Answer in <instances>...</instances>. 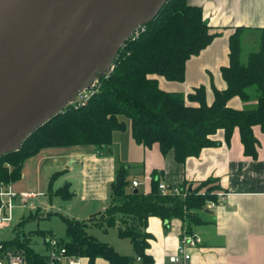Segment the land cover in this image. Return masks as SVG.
I'll return each mask as SVG.
<instances>
[{
	"label": "trees",
	"instance_id": "obj_1",
	"mask_svg": "<svg viewBox=\"0 0 264 264\" xmlns=\"http://www.w3.org/2000/svg\"><path fill=\"white\" fill-rule=\"evenodd\" d=\"M244 28L237 27L230 37V64L222 68L227 88L214 87L212 104L207 102L204 85L187 95L166 91L160 87L156 76L185 80L187 60L198 55L218 35L211 32L200 6L188 0H168L138 36L126 41L113 68L97 81L87 99L70 104L31 134L20 149L0 157V182L18 181L24 162L45 147L87 144L109 147L116 131L128 129L127 122L137 143L145 147L158 143L164 155L174 151L175 159L181 163L191 156H199L205 147L220 144L214 139L220 129L230 143L237 127L245 153L256 157L259 141L253 127L260 125L264 131V29L257 49L245 60ZM253 85L259 90L255 108L236 109L228 105L234 96L249 100L248 88ZM61 173L56 172L51 183ZM158 175L153 172L149 193L139 189L136 192L131 188L129 167L121 166L111 187L110 205L92 220L100 226H118L120 235L131 239L134 255L121 254L113 245L89 235V220L64 217L71 239L66 243L69 252L87 257L92 264L98 258L109 264H136L137 256L142 257V264H153V257L146 252L153 238L147 231L151 216L160 217L166 229L171 220L180 218L184 228L192 233L195 225L202 222L199 211L206 208L209 201L218 200L221 190L218 179L210 177L192 187L185 184L181 189L187 195L183 197L177 193H163ZM52 191L63 199L73 197L69 183L56 190L52 188ZM20 223L16 226L15 237L3 241L4 247L40 264L42 254L31 246L30 237L20 232ZM40 233L47 235L45 231Z\"/></svg>",
	"mask_w": 264,
	"mask_h": 264
},
{
	"label": "crops",
	"instance_id": "obj_2",
	"mask_svg": "<svg viewBox=\"0 0 264 264\" xmlns=\"http://www.w3.org/2000/svg\"><path fill=\"white\" fill-rule=\"evenodd\" d=\"M188 2L202 8L211 32L218 35L198 55L187 60L185 80H168L161 75L156 77L162 89L185 95L204 85L207 102L212 104L215 100L214 87L220 90L227 88L222 68L230 64V37L237 27H245L242 38L244 59L252 52L245 51L246 44L257 49L264 29V0ZM248 91L249 100L234 96L228 105L236 109L255 108L258 105V87L253 85ZM253 129L259 141L256 157L245 153L237 127L230 143L225 139L224 130L220 129L214 135L220 144L205 147L199 156H191L181 163L175 159L174 151L164 155L158 143L152 147L137 143L129 123L127 130L114 133L109 147L87 144L41 149L24 162L22 177L11 185L18 193L40 194L32 200L39 208L45 209L53 206V196H58L52 188L56 190L69 183L73 197L62 200L78 205L77 213L86 212V216L91 218L110 205L111 187L118 169L123 165L129 167L131 181L135 178L140 181L138 189L143 186L144 193L151 191L155 171L168 192L185 184L192 186L215 177L221 187L218 194L225 193V200L213 208L208 204L199 211L202 222L195 225L193 233L199 234L202 242L191 248L192 258L186 264H264V131L260 125H255ZM56 172L62 173L51 183ZM16 203L20 205V199ZM147 231L153 235L146 251L153 257V264H176L170 257L177 252L184 222L174 218L166 229L160 217L151 216ZM138 257L135 263L142 264V257Z\"/></svg>",
	"mask_w": 264,
	"mask_h": 264
},
{
	"label": "water",
	"instance_id": "obj_3",
	"mask_svg": "<svg viewBox=\"0 0 264 264\" xmlns=\"http://www.w3.org/2000/svg\"><path fill=\"white\" fill-rule=\"evenodd\" d=\"M167 2L0 0V157L93 88Z\"/></svg>",
	"mask_w": 264,
	"mask_h": 264
},
{
	"label": "rangeland",
	"instance_id": "obj_4",
	"mask_svg": "<svg viewBox=\"0 0 264 264\" xmlns=\"http://www.w3.org/2000/svg\"><path fill=\"white\" fill-rule=\"evenodd\" d=\"M251 46L245 45V51H253L256 49L250 48ZM250 48V49H248ZM247 49V50H246ZM129 124V122H127ZM131 165V164H130ZM140 191H144V187L140 186ZM54 204L53 206H47L45 209H40L38 214L36 213L38 209H30L28 206L17 205L14 210V218L10 227L3 228L0 230V239L3 241L12 240L16 233V226L18 220H20V232L22 234L26 233L30 237L31 246L44 256L47 249V239L51 236L54 238L69 242L70 236L67 230V224L64 217H80L81 220H89V227L87 232L89 235L95 237L97 240L109 243L115 247L117 251L124 255H134L135 250L130 238L122 237L119 232L118 226H100L98 224L92 223L95 215L99 214L97 212L93 214L91 218H88L86 212L77 213L78 205L74 203H66L62 200L60 196H53ZM88 207V206H87ZM86 207V208H87ZM85 208V209H86ZM104 211V210H103ZM33 214L34 218H29ZM85 215V216H84ZM86 217V218H85ZM98 218V217H95ZM180 219V218H177ZM14 224V225H13ZM42 231H45L47 235H43ZM48 236V238H47ZM81 264H92L90 260L86 257L82 258ZM95 264H107L103 259H97Z\"/></svg>",
	"mask_w": 264,
	"mask_h": 264
},
{
	"label": "built area",
	"instance_id": "obj_5",
	"mask_svg": "<svg viewBox=\"0 0 264 264\" xmlns=\"http://www.w3.org/2000/svg\"><path fill=\"white\" fill-rule=\"evenodd\" d=\"M145 25L139 27L132 37H136L139 35L141 29H144ZM131 37V38H132ZM113 68V63L111 65V69ZM93 88L88 89L82 92L78 98L79 100L87 99L89 96V92H91ZM140 185V181L135 178L131 181V188H138ZM160 189L163 193H169L166 189V185L164 182H160ZM182 195L183 197L187 195L185 190L181 188L175 189L173 192ZM37 192H16L11 184L0 182V230L5 228L6 226L12 224L14 219V210L17 207L16 201L20 199L21 206H28L32 209L38 207L36 203L32 200L39 196ZM225 200V193L218 194V200L209 201L208 204L211 208L215 207L219 202ZM202 242V238L199 234L190 233L186 228H184L183 233L181 234V240L178 245L177 252L172 254L170 259L172 262L176 264H186L192 258L191 248L199 245ZM47 249L46 254L42 256V262L40 264H81L82 257L77 256L75 254H71L68 250L66 242L53 236L47 239ZM141 258L140 256L138 257ZM0 264H36L35 262H31L27 259V257L14 250H10L4 247L3 240L0 239Z\"/></svg>",
	"mask_w": 264,
	"mask_h": 264
}]
</instances>
